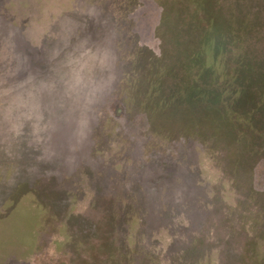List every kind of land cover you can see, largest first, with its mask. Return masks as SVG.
<instances>
[{"label": "rangeland", "instance_id": "obj_1", "mask_svg": "<svg viewBox=\"0 0 264 264\" xmlns=\"http://www.w3.org/2000/svg\"><path fill=\"white\" fill-rule=\"evenodd\" d=\"M0 264H264V0H0Z\"/></svg>", "mask_w": 264, "mask_h": 264}]
</instances>
